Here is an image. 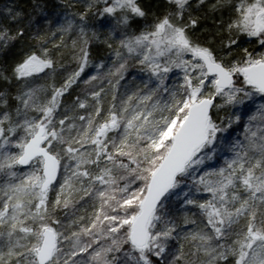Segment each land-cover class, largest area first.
<instances>
[{"label":"snow or ice","instance_id":"6c2138e0","mask_svg":"<svg viewBox=\"0 0 264 264\" xmlns=\"http://www.w3.org/2000/svg\"><path fill=\"white\" fill-rule=\"evenodd\" d=\"M0 264H264V0L0 9Z\"/></svg>","mask_w":264,"mask_h":264},{"label":"trees","instance_id":"16d2710c","mask_svg":"<svg viewBox=\"0 0 264 264\" xmlns=\"http://www.w3.org/2000/svg\"><path fill=\"white\" fill-rule=\"evenodd\" d=\"M49 5L55 4L56 0H46ZM19 4L27 8L31 4V0H0V9H3L5 5Z\"/></svg>","mask_w":264,"mask_h":264}]
</instances>
